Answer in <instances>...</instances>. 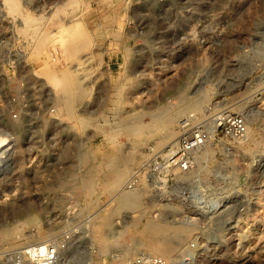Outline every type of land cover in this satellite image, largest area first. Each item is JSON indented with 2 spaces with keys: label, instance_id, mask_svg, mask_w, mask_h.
Wrapping results in <instances>:
<instances>
[{
  "label": "rangeland",
  "instance_id": "1",
  "mask_svg": "<svg viewBox=\"0 0 264 264\" xmlns=\"http://www.w3.org/2000/svg\"><path fill=\"white\" fill-rule=\"evenodd\" d=\"M15 2L0 0V83L17 102L25 78L26 115L0 172V264H32L35 244L130 264L192 240L185 264H264V0ZM195 138L188 171H148Z\"/></svg>",
  "mask_w": 264,
  "mask_h": 264
},
{
  "label": "built area",
  "instance_id": "2",
  "mask_svg": "<svg viewBox=\"0 0 264 264\" xmlns=\"http://www.w3.org/2000/svg\"><path fill=\"white\" fill-rule=\"evenodd\" d=\"M8 67L14 68V65L8 64ZM15 70V69H13ZM6 93V88L3 83H0V172L6 169L7 164L10 162L12 156L15 153L16 141L15 132L11 122H15L21 118H25L26 113L23 111L26 105V80L23 77L21 84L18 85L17 102H13L15 98H11L8 94L5 102L2 101V94ZM13 99V100H12ZM5 111L7 112V118L5 117ZM225 132H231L239 137L243 136L247 131V119L243 114L234 115L227 126L224 128ZM201 138H195L193 140H183L182 148L176 149V146H172L165 152L159 154L160 159L157 157L149 162V172L156 173L161 171L171 172L173 170L188 171L191 166L190 156L194 149L201 142ZM201 199V197H200ZM201 202H197L201 207ZM186 220L199 219L201 216L185 215ZM47 245V244H46ZM41 245H32L26 249V256L31 260L32 264H57L58 254L56 248L52 245H47L44 250L41 249ZM197 248L196 241H190L182 255L164 256L158 255L146 250H140L130 261V264H185L188 261V253L193 254ZM13 264H28L23 258H20Z\"/></svg>",
  "mask_w": 264,
  "mask_h": 264
},
{
  "label": "bare ground",
  "instance_id": "3",
  "mask_svg": "<svg viewBox=\"0 0 264 264\" xmlns=\"http://www.w3.org/2000/svg\"><path fill=\"white\" fill-rule=\"evenodd\" d=\"M9 5V6H8ZM7 6L8 7H16V2H15V0H10V3L8 4ZM59 39V37H55L54 38V41L56 42L57 40ZM57 75V74H56ZM50 76V75H49ZM59 78V77H58ZM172 140V139H171ZM107 166V165H106ZM123 166V165H122ZM124 168V167H123ZM126 168V167H125ZM5 170V169H4ZM126 170V169H125ZM124 171V170H123ZM119 172V171H118ZM125 172V171H124ZM118 174H120V173H118ZM121 176V175H120ZM132 201V200H131ZM133 203H135V202H133ZM153 228H155V227H153ZM146 230V229H145ZM148 231V230H147ZM151 231V230H150ZM158 231V230H157ZM160 233V232H159ZM161 234V233H160ZM166 234H168V233H166ZM147 235V234H146ZM152 236H154V235H152ZM147 237V236H146ZM161 237H162V235H161ZM160 237V238H161ZM148 238V237H147ZM149 239H151V238H149ZM157 240V239H156ZM40 241H42V240H40ZM145 241H148V240H145ZM168 243H164L165 245H161V244H159V240H157V241H151V243L150 244H148V246L146 247V249L147 250H151V251H155V252H157V253H160L162 250L163 251H165L166 250V247H168V248H170V249H173L170 245H169V241H167ZM147 244V243H146ZM107 244H105L104 246H106ZM146 246V245H145ZM41 247V249L42 250H44V248L45 247H43V246H40ZM106 248V247H105ZM104 249V248H103ZM165 249V250H164ZM168 250V249H167ZM162 251V252H163Z\"/></svg>",
  "mask_w": 264,
  "mask_h": 264
}]
</instances>
